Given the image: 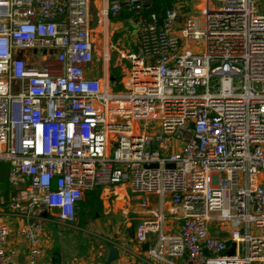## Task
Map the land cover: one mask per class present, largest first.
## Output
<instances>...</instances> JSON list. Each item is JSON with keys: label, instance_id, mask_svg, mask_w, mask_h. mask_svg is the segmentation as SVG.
<instances>
[{"label": "built area", "instance_id": "built-area-1", "mask_svg": "<svg viewBox=\"0 0 264 264\" xmlns=\"http://www.w3.org/2000/svg\"><path fill=\"white\" fill-rule=\"evenodd\" d=\"M173 1L159 22L150 0H109L137 27L114 92L91 74L90 0H0V264L10 237L37 264L45 215L72 225L113 186L159 199L133 233L155 236L147 264H264V0Z\"/></svg>", "mask_w": 264, "mask_h": 264}, {"label": "rangeland", "instance_id": "rangeland-1", "mask_svg": "<svg viewBox=\"0 0 264 264\" xmlns=\"http://www.w3.org/2000/svg\"><path fill=\"white\" fill-rule=\"evenodd\" d=\"M205 2L206 0H182V3H186L190 6V12L192 14H201L205 9L204 7H206ZM198 3L200 12L195 9ZM105 8L106 0H90L89 15L92 42L95 47L92 69L94 72L102 75V82H108L114 92L124 91L123 87L128 80L130 60L128 54L123 56L122 53H126L123 50L127 49L131 53H134L131 44L135 38L137 27L122 19L117 21L106 20L104 16ZM116 22L122 24L121 30L118 32H115L113 26ZM122 34L126 36L124 45H121L120 42ZM201 47L202 44L191 46L193 50ZM8 172L9 166L7 163H0V191L4 193H10L13 190L7 183ZM105 191L108 192L107 201L102 205V209L99 212L100 215H97L96 218L90 213L88 207L80 205V212L78 217H76L75 226L83 228L87 225V228L92 234L87 235V237L86 234L81 235L78 233L73 237L77 243L81 241L97 243L100 241L97 239L99 234L121 230L127 238H130V234L132 232L134 233L135 228L141 221H156V217L152 214V212L160 208L159 199L156 197H150L147 209L142 210L139 206L137 197L124 188L113 186L107 187ZM83 203H85V199ZM166 208H168L167 204H165V209ZM167 219L168 217H166V220ZM166 224H168V227L175 226L172 222H166ZM50 225L54 227V224ZM223 229L226 230V227H223ZM213 231L219 232L221 230ZM221 235H225V233Z\"/></svg>", "mask_w": 264, "mask_h": 264}, {"label": "crops", "instance_id": "crops-1", "mask_svg": "<svg viewBox=\"0 0 264 264\" xmlns=\"http://www.w3.org/2000/svg\"><path fill=\"white\" fill-rule=\"evenodd\" d=\"M108 2L109 0H106V7ZM120 17L117 20H119ZM127 17L128 16L125 14V18L122 20L129 22ZM113 26L115 28V32H118L121 30L122 24L116 22L113 24ZM123 37L126 38V36L124 34L121 35V45L125 44ZM136 38L137 35H135L133 41H135ZM134 45L131 44V47L135 50ZM91 74L93 76L100 75L96 72H92ZM105 189L106 188H101V194L99 195V200L101 201L102 205L107 201L108 192H106ZM86 195L84 196V199ZM8 198L9 192L4 193L0 191V202H3L4 200L6 202ZM0 210H5V206L0 208ZM79 210L80 207L77 211L76 217L79 215ZM7 222L10 230H13L17 226L21 225V221L17 219H8ZM50 224H54V227H52ZM87 227V225L83 228L77 227L75 226V223L72 225H65L57 221L52 212H48L45 215L43 236L40 244L41 255L38 258L37 264H147L146 251L148 248L144 249V245L151 247L155 242L154 235H151L148 239V242L141 246L135 243L133 232L130 234V238H127L122 230L99 234L97 239L100 241L97 243L89 241H81L77 243L73 237L78 233L81 235L86 234V236L92 234V232L89 231ZM166 229L169 233H173L176 230H174V226L166 227ZM108 243L113 244L118 249V258L116 260H108ZM28 248V244L24 240L10 237L6 245V250L10 256V264H24L27 259ZM252 264L262 263L256 262Z\"/></svg>", "mask_w": 264, "mask_h": 264}, {"label": "trees", "instance_id": "trees-1", "mask_svg": "<svg viewBox=\"0 0 264 264\" xmlns=\"http://www.w3.org/2000/svg\"><path fill=\"white\" fill-rule=\"evenodd\" d=\"M173 0H150L151 7L148 9V12L154 13L158 21L164 18L165 11L173 6ZM125 18V14H122L120 19ZM101 194V188L95 189L85 197V203H79L78 209L81 206L88 207L90 213L93 214V217L96 218L97 215H100L99 212L102 209V203L99 200V195Z\"/></svg>", "mask_w": 264, "mask_h": 264}, {"label": "water", "instance_id": "water-1", "mask_svg": "<svg viewBox=\"0 0 264 264\" xmlns=\"http://www.w3.org/2000/svg\"><path fill=\"white\" fill-rule=\"evenodd\" d=\"M156 166L154 165L153 168H155ZM167 168L168 169H173V165H167ZM107 248H108V260L109 261H113V260H116L118 258V253H117V248L111 244V243H108L107 244ZM148 248V245H144V249H147Z\"/></svg>", "mask_w": 264, "mask_h": 264}]
</instances>
